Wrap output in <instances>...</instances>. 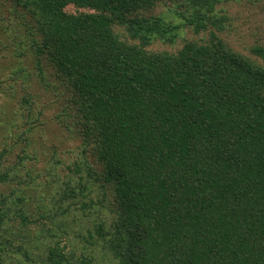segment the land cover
I'll use <instances>...</instances> for the list:
<instances>
[{
	"label": "trees",
	"instance_id": "obj_1",
	"mask_svg": "<svg viewBox=\"0 0 264 264\" xmlns=\"http://www.w3.org/2000/svg\"><path fill=\"white\" fill-rule=\"evenodd\" d=\"M10 1L0 264H264V43H229L228 1ZM44 89L80 144L40 170Z\"/></svg>",
	"mask_w": 264,
	"mask_h": 264
},
{
	"label": "rangeland",
	"instance_id": "obj_2",
	"mask_svg": "<svg viewBox=\"0 0 264 264\" xmlns=\"http://www.w3.org/2000/svg\"><path fill=\"white\" fill-rule=\"evenodd\" d=\"M225 3L228 13L231 15L230 24L232 30L228 31L229 43L237 50L254 56L251 49L256 44L264 43V0H227ZM12 3L10 0H0V18L8 17L12 13L10 8ZM69 11H75L73 5L67 7ZM164 5H160L157 11H162ZM1 20V19H0ZM8 20L3 23L0 22V148L6 144L7 137H10L12 132L21 133L24 126L18 122L17 118L25 120L22 98L24 96V86L29 90L27 83H23L22 80L11 81L10 73L12 69L20 62L15 60L13 55V49L11 45L13 29L7 28ZM227 27V28H228ZM190 35V34H187ZM181 41H179L180 44ZM9 44V48H5V44ZM17 82V83H16ZM17 86V87H16ZM32 87V89H36ZM19 94L17 93V90ZM43 89V88H42ZM45 89L51 88L47 87ZM44 89L41 96L38 98L40 104L45 102V105H40L39 110H44L43 114H40V122L38 129L32 132V149L37 150L39 153V160H37L36 166L38 169H45L48 165V161L52 158V146L54 144L59 145L60 150L63 152L61 155L65 156L70 147H77L80 144V139L70 134L66 135L59 130L57 125L52 122V117L57 113L56 103H53V96L49 95V91ZM52 93V92H51ZM37 95V94H36ZM35 95V97H36ZM39 106V104H36ZM42 123V124H41ZM46 125H44V124ZM20 124V125H19ZM51 146V147H50ZM21 145L14 147V150L19 151ZM14 152V156H15ZM74 159L67 162L70 164ZM35 163V161H33ZM65 168V167H64ZM65 172H62L64 174ZM44 178V177H43Z\"/></svg>",
	"mask_w": 264,
	"mask_h": 264
}]
</instances>
